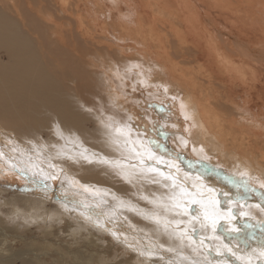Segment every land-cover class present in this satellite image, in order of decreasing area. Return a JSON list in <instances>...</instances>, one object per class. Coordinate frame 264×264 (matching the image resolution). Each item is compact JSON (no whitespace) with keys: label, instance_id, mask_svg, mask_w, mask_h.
<instances>
[{"label":"bare ground","instance_id":"obj_1","mask_svg":"<svg viewBox=\"0 0 264 264\" xmlns=\"http://www.w3.org/2000/svg\"><path fill=\"white\" fill-rule=\"evenodd\" d=\"M52 5L54 10L50 8ZM75 10L79 12L72 16ZM101 10L112 13L115 18L104 21L100 18ZM125 10L127 14L123 13ZM29 13L33 15L29 16ZM31 17L46 23H30ZM99 18L103 22L101 27H98ZM56 19L61 21L59 28L63 27L62 21H66L64 31L56 33L52 26ZM111 35L115 45L101 42L103 37ZM130 42L139 45L133 50L135 53L119 48V45ZM1 50L0 151L4 152V159H0V169H3L0 174L13 187L30 191L34 196L41 195L51 202H57L60 196L61 181H48L54 187L46 193L39 184L45 178L44 174L29 160V157H35V153L28 140L43 123L35 119L39 112H50L49 126L57 123L55 115L62 117L68 131H76L79 138L88 139L94 145V148L89 147L90 153L98 152L112 160H119V151L109 144L108 130L102 124L96 131L86 132L81 128L87 129L88 121L97 120L100 124L101 112L97 109L102 108L104 117L115 116L121 123L128 116L135 117L132 125L142 134H145L144 125L151 129L156 120H167L164 128L158 126L159 131L145 134L147 139L159 142V148L153 146V151L162 157V170L174 175L190 192L200 193L205 199L214 196L221 201V212H226L229 207L233 210L228 219L219 221L215 233L219 239H208L212 233L205 229L206 235L202 234L205 244L211 246L205 253L193 258L190 255L194 253L192 249L188 247L187 252L182 253L184 246L181 245V257L177 253H174L175 258L167 256L172 253L166 251L168 246L175 241L176 245L180 243L174 234L169 235L177 228L174 221H188L199 207L190 204L188 198H184L183 203L189 208V216L174 215L171 219L169 213L172 211L157 208L147 200L141 201L146 212L158 213L173 222L167 232L142 215L124 211L108 197L100 196L104 198L101 203L90 198L96 188L105 190L102 184L110 182L111 168L107 166L82 160L76 163L86 170L89 179L99 183L88 184L89 181L76 178L73 179L79 184L74 187L69 188L65 183L68 200H82L87 205L85 208L68 203V208L76 210L75 214L85 219L91 235L97 237L99 229L103 228L95 226L86 217L93 212L102 213L100 223H107L111 229H103L105 235L124 244L142 264L147 262L139 252L148 245L155 248L152 259H158L159 264H168L169 261L189 264L183 257L198 264H216L219 259L216 249L226 252L225 244L237 257L250 258L251 262L261 264L264 257L258 253L264 248L261 228L264 221L259 220L255 212L259 210L264 215V0H0ZM122 53V61L113 58V54ZM6 57L8 59L4 60ZM149 58L161 64L167 79L163 73L159 75L158 66L150 64ZM131 59L128 77L121 67ZM76 75L84 79L93 75L94 80L99 81L93 87L94 91L91 89L93 93H87L90 96L79 95L82 89L80 84L78 89L74 87ZM128 79L131 82H127ZM141 81H145L147 87ZM172 81L177 87L171 86ZM126 91L133 94L128 95ZM76 92L75 97L67 96ZM181 103L190 115L187 121L181 113ZM12 126L13 129L4 132L6 127ZM25 130L29 131V138ZM165 131L168 136L164 135ZM173 133L188 140L186 147L192 153L189 154L199 158L196 160L200 167L190 168V155L181 151L185 148L178 146L180 142L172 137ZM171 151L182 155L173 158L167 154ZM9 157L16 163V171L9 170ZM168 163L172 165L170 169L165 166ZM22 169L28 170V176ZM186 172L187 182L184 180ZM65 173L72 178L71 173ZM63 179L64 173L61 174ZM157 179L159 183L148 179L147 190L138 189L149 200L168 203L171 194L178 189L165 187L171 181L162 177ZM246 179L251 181L255 191H245L243 182ZM82 184L88 185L89 191H84L80 187ZM192 184L196 187L192 188ZM91 188L93 193H90ZM237 195L242 197V202H235ZM226 200L233 203L228 204ZM58 203L59 207L63 206L62 202ZM240 212L244 214L240 215ZM9 226L16 227L0 213V264H14L17 259H22L25 264H55L56 261L46 259L53 256L48 239V246L38 251L14 252L11 247L15 241L10 239ZM179 226L188 227L187 224ZM225 227L226 232L222 231ZM112 231L120 234L121 240L114 239ZM124 237H127L126 243L121 242ZM237 241L241 242L240 247L235 244ZM228 255L235 264L236 258ZM88 264H92L91 261Z\"/></svg>","mask_w":264,"mask_h":264},{"label":"rangeland","instance_id":"obj_2","mask_svg":"<svg viewBox=\"0 0 264 264\" xmlns=\"http://www.w3.org/2000/svg\"><path fill=\"white\" fill-rule=\"evenodd\" d=\"M96 1L101 2L102 0H96ZM50 8L54 10L55 6L52 5V7ZM78 12L79 11L75 10V12L73 13L74 15L72 16H75ZM99 13L101 14L100 18H102L104 21L109 20L111 17L115 18V16L112 15V13L104 12L102 10ZM123 13L127 14L128 11L125 10V12ZM31 15L33 14L29 13V16ZM100 18H99L98 27H101L103 24ZM59 22L61 21L56 19L54 23L52 24V26L56 30V33L60 31H64L63 27L66 26V21H62L63 27L59 28L58 27ZM30 23L41 24V23H46V22L42 20H36L35 18L31 17ZM228 29L231 30L232 27H229ZM112 36L113 35H111L110 37H103L101 42L114 44L116 41L115 42L112 41ZM137 46L139 47L138 44L134 42H130L129 44L119 45V48L126 49L124 50L125 52L132 51L131 53H135L133 50L136 49ZM258 46L260 47L259 43H258ZM88 49H92V48L88 47ZM141 50L145 52V49H141ZM2 51L3 50L0 51V54H3ZM106 54H111V53H106ZM123 54L124 53L117 54V55L113 54L114 55L113 58L118 59L119 61H122L120 59H123L122 58ZM108 58H111V57H108ZM5 59H8V58L6 57L4 58V60ZM132 60L133 59L125 61L124 62V64L126 63L125 66L121 67L125 69L126 75L127 73L131 72L129 65H130V62H132ZM148 62L150 64L157 65L159 75L160 73H163V76L167 79L168 75L162 70L161 64H157L154 61H151L150 58L148 59ZM89 66L91 67V64ZM127 76L129 77V74ZM87 77L88 79L77 78V75H76L73 78V81H74L75 89H78L79 84L81 86L82 90L79 95H82V96L84 95L88 97L90 95H88L87 93L92 94L94 91L93 87H95L97 83H99V81L98 80L95 81L93 78V75H90ZM137 79H139V77ZM127 82H131L130 79H128ZM100 84L103 85L104 83L101 81ZM171 86L177 87L174 82ZM85 87H87V90H85ZM126 93L128 95L133 94L130 91H126ZM177 94H178V91H177ZM76 95H77V92L74 93L73 95H67V96L75 97ZM91 98L92 97H90V102H91ZM139 100H142V99H139ZM87 106H90V104ZM55 116L57 118V122H59L61 124V127L65 129V133H66L65 137L66 136L68 137V138L66 137L67 138L66 141L58 140V138L56 137L53 131L54 126L52 125L49 126L50 123L48 122L50 121L49 117H52V115L50 114L49 111H45L41 113L39 112L38 116L35 118L37 122L41 121L39 122L40 124L42 122L43 123L40 125L41 128L39 127L38 131L35 132V135H31L32 138L28 140L29 145H31L32 148L34 144L47 146L44 149L45 155H47L48 153H51L53 155L55 154L56 150L50 147V145L52 144H56L57 149H60L61 146L63 145L64 146L63 150L68 152L71 155H76L84 151L85 149H87L88 152L90 153L89 147L94 148V145L88 139L79 138V134H77L76 131H68L65 120L58 115H55ZM165 122H167V120L164 122L162 120L161 122L156 120L154 124L156 123L155 126H159L162 129V127L165 126ZM100 126H101V123L99 124V121L94 120L93 123L90 121L87 122V129H85L83 126L81 128L84 129V131L89 132V131L98 130ZM47 127H49L50 130ZM6 128L4 129L5 133L8 132V129L10 128L13 129L14 126L6 127ZM26 134L28 135V138H29V135H30L29 131H27ZM145 134H142V136L144 137L145 141H147V136ZM73 140H75L76 144L72 142H67V141H73ZM178 146L180 148H185L181 151L190 155L188 159V164L190 163L189 165L191 166L190 167L191 169L200 167L199 163L196 160V159H199L197 158V156L194 157V155H191L192 153L190 152V150L186 146L182 145L181 143ZM180 148L177 147L178 150ZM125 155L127 154L119 152V155H118L119 160H121L123 156ZM155 155L156 157H159L158 154H155ZM53 162L62 166L66 172L71 173L72 178L89 181L88 184L90 183L98 184L99 183L96 180L89 179L90 177H88L86 170L76 165V163H72L71 161H66L63 159L54 160ZM131 163H134V161H131ZM188 170L190 171V169ZM2 176L3 175L0 174V213H2L7 218L18 216V218L15 219V222H14L16 227L14 228L12 226H9L10 227L9 230L10 232H12L10 239L11 241H15V244L11 247L14 252L16 253L26 252L27 253L28 249H35V251H38L42 249L43 247H47L48 245L46 243H48V240H49L54 253L52 252L53 256L46 257V259L49 262L56 261L55 264H73L74 262H78L79 264H88L89 261H91L92 264H142L141 261L138 260L132 254L130 249H127L122 243L120 244L119 242H114L109 236H107V234L105 235V233L103 232V229H99V233L97 234L99 235L98 237L95 234L91 235V232L90 230H88V227L86 225L85 219L81 218V216L79 218V216L75 214L76 210L74 211L73 208H72L73 209L72 211H64L65 208L63 206L59 207L60 204L58 202H51V201H48L47 198L41 195L34 196L33 194L30 193V191H26L20 188H15L9 183V181L5 177L4 179ZM137 180H139V182ZM109 181L110 182L108 184H102L106 188L105 190L98 191V189L95 187L96 188L95 194H92L90 198H93L94 201H98L101 203V202H104L103 201L104 198L107 199V197L113 200L112 197H113V194H115L117 199L131 201V203L136 205L137 208L142 209L143 205L141 201H143L144 199H141V197H143V192L140 191L138 188L147 190L146 185H147L148 179L133 178V183H128L125 180H123L119 175L116 174L115 169L111 168V176H110ZM93 191L94 189L91 188L90 193H93ZM105 192H107V196L104 198L100 197V196H103ZM96 194H97V197H96ZM194 207H197V205H194ZM124 211L128 212V210L126 209H124ZM255 213L258 216V219L263 222L264 215L262 214V212L257 210ZM169 214H170V219L175 215V213L173 212ZM26 220L33 221V222L25 223ZM44 222L50 224L51 226L47 227L44 224ZM89 223L91 224V222ZM194 224L195 225L193 227H196L198 229L199 224L198 223H194ZM179 228L183 229L185 227L179 226ZM202 234L206 235L205 230H204V233L203 231H201L200 235ZM175 242L173 244L171 243V245L168 246V248L171 247L175 249V251L172 252L173 254L167 253L168 257L175 258L174 253L180 252V255H181L182 253L187 252L188 246H187L186 240L183 243L184 249L182 250V253H181V248H180V246L182 245L181 242L177 245ZM235 244L238 247L241 246V242L237 241V243ZM51 246L49 245L50 248ZM205 250H206L205 247H201L198 250V252L190 253V255L193 258H196L197 255L205 253ZM60 253L64 254L65 256L60 255ZM180 255H177V256H180ZM160 258H163V257H160ZM261 260L264 261V259H261ZM255 263L253 261L251 262V264H255ZM14 264H25V262L22 259H17Z\"/></svg>","mask_w":264,"mask_h":264},{"label":"snow or ice","instance_id":"obj_3","mask_svg":"<svg viewBox=\"0 0 264 264\" xmlns=\"http://www.w3.org/2000/svg\"><path fill=\"white\" fill-rule=\"evenodd\" d=\"M139 67V66H135ZM141 83H144L147 87V84L145 81H141ZM135 91V89H133ZM167 91V89H165ZM173 100H176V97H172ZM181 113L184 115L185 121L190 119V115L186 111V106L181 103L180 105ZM101 112L100 123L103 125L105 129L108 130V142L110 145L115 146V150L119 151L121 153H126L127 155L123 156L121 160H112L108 156L102 155L98 152H91L89 153L87 149L84 151L76 154L71 155L68 152L63 150V145L60 149H57L56 144L50 145L52 149H55V154L48 153L45 155L44 149L45 145H33V152L35 153V157H29V160L32 162V166L37 168L40 173H43L45 178L39 182L40 187L42 190H44L46 193L53 190V184L49 183L48 181H58L60 180V196L58 197L57 202H62L63 207L65 208V211H72L73 209L68 208V203H74L77 207H85L87 208V205L84 204L82 200H68L66 194H65V183L68 184V187H74L76 184H79V181L74 180L73 178H70L67 176V173H65V170L62 166H60L57 163H54V160H66L71 161L72 163H78L81 160L88 163V164H95V165H103L107 166L109 168H113L116 170V174L119 175L123 180H125L128 183H133V178L139 179H149L153 183H159L160 181L157 179V177H162L163 180L171 181L170 185H165V187H170L174 189H178V191L173 192L171 196L169 197L168 203H164L160 200H149L147 196L141 197V199L147 200L149 204L154 205L155 207H163L168 211H172L177 216H189V208L184 206L183 200L184 198L189 199V203L192 205H198L194 210V213L189 216L188 221L183 220H176L174 223L177 225V228L173 230V233H169V235H175L176 239L181 242L183 245V242L187 241V246L192 249L194 253L198 252V250L201 247L210 248V245H205V236L200 235V232L205 229H210L212 235L208 237V239H219V237L215 236L217 227L219 226L220 219H228L229 216L232 215V208H227L226 212L220 211V203L221 201L216 200L215 197H210L208 199L203 198V196L200 193H193L188 190V188L185 187L184 183H180L176 177L172 174H166L162 167L160 166V160L162 157H156L155 151H153V146L155 148H159V142L154 141L151 138H148L147 141H145L144 137L142 136V133L140 130L135 129L132 125V121L135 119L133 116H128L127 120L123 123H121L119 120L115 118V116H103V110L102 108L97 109ZM86 111L91 112L92 109H86ZM142 119H146V117H142ZM175 127V125H173ZM143 130L145 132H157L160 130L158 126H153V128L149 129L147 125L143 126ZM56 137L58 140H66L65 137V129L61 127V124L57 122L53 129ZM185 133L188 132V129L186 128ZM165 136H168L169 133L167 131L164 132ZM173 138L178 139V141L184 145L187 146L188 140L184 138L183 135L176 136V134H172ZM75 143V140L73 141H67ZM31 143V142H30ZM15 150V149H13ZM193 151H195V148H193ZM203 151V149H201ZM168 155L172 156L173 158H177L179 155H182V153H176L175 151H171L167 153ZM43 157V158H42ZM0 159H4V152L0 151ZM131 161H135V163H131ZM9 163V170L16 171L17 165L15 162L12 161V158L9 157L8 161ZM147 162V163H146ZM169 169L172 167L170 163L165 165ZM45 168L47 169V172H45ZM23 174L25 176H28V170L22 169ZM0 172H3V169H0ZM61 173H64V179L61 180ZM31 179V177H29ZM188 174L185 173L184 180L187 182ZM84 191H89V186L82 184L80 185ZM192 188H195L196 185L192 184ZM243 187L245 191L247 192H253L256 189L252 186L251 181L246 179L243 182ZM209 192H212L211 189L208 190ZM225 197H227V194H224ZM107 196V192L103 194V197ZM200 198H197V197ZM102 197V198H103ZM113 200L117 202V205L120 208L126 209L131 212H135L138 215H142L145 217V219H149L156 223L159 226H162L164 231H168L169 223H173L168 221L166 218L161 217L158 213L152 212H146L144 209L137 208L136 205L132 204L131 201H125L123 199H117L115 194H113ZM228 204L233 203V201H227ZM235 202L239 203L242 202V197L240 195H237L235 198ZM264 203V202H262ZM238 211V210H237ZM240 215H243L244 213L240 212ZM83 216L84 213H81ZM103 215L100 212H93L90 217H86V219H91L92 223L95 224V226L99 228H103L106 231H111L107 227V223L101 224L100 223V216ZM17 217H9V221L15 222V219ZM33 221L26 220L25 223H30ZM199 224V229L196 227H192L193 223ZM180 224H187L188 227H185L183 229L179 228ZM262 231H264V225H261ZM222 231H227L226 227L222 229ZM191 233V234H190ZM114 239L121 240L120 234H118L115 231L111 232ZM198 240V243H197ZM121 242H127V237H124ZM128 247H133L131 244H128ZM162 248L163 245H160ZM224 249L227 251H221L219 248L216 249V255L219 257L217 259L216 264H233V262L229 259V255L231 254V257L236 258L235 264H251V259H245L243 257H237V254L232 251L231 248L228 247L227 244H225ZM168 252H173L175 249L168 248L166 249ZM139 254L141 256H144L146 259L147 264H159V260H153L152 257L155 254V248L152 245H148L144 250L140 251ZM177 255H180L179 252H177ZM260 257H264V248L258 253ZM183 260H186L189 262V264H198L197 261L191 260L189 257H183ZM168 264H175L174 261H169ZM261 264H264V261L261 262Z\"/></svg>","mask_w":264,"mask_h":264}]
</instances>
